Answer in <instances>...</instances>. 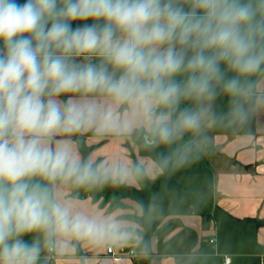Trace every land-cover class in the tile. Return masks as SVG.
Listing matches in <instances>:
<instances>
[{"label": "clouds", "instance_id": "obj_1", "mask_svg": "<svg viewBox=\"0 0 264 264\" xmlns=\"http://www.w3.org/2000/svg\"><path fill=\"white\" fill-rule=\"evenodd\" d=\"M221 96L225 114L213 111ZM260 108L264 0H0V264H37L68 238L127 239L116 221L58 199L57 183L181 167L205 126ZM138 128L176 149L147 167L97 164L71 140Z\"/></svg>", "mask_w": 264, "mask_h": 264}, {"label": "crops", "instance_id": "obj_2", "mask_svg": "<svg viewBox=\"0 0 264 264\" xmlns=\"http://www.w3.org/2000/svg\"><path fill=\"white\" fill-rule=\"evenodd\" d=\"M252 113L251 121L243 124L221 120L218 132L203 140L200 150L209 152L212 147L213 151L207 165L172 166L179 187L151 193L146 241L136 220L142 212L136 201L124 198L113 208L108 204L99 207L89 197H72L70 183L58 182L54 190L58 199L72 201L89 215L114 220L130 235L98 242L68 238L63 247H51L54 260H45L48 248L41 252L37 264H223V255L231 257L229 264H258L264 243V108ZM132 132L114 136L84 131L72 135L71 140L81 159L97 164L114 160L129 165L144 162L146 167L154 164L150 157L139 154ZM159 173L144 172L150 181ZM123 184L141 187L138 178ZM224 229L228 237L239 236L240 241L225 246L220 240ZM244 232L251 233L247 240L240 236ZM211 238L214 241L209 243ZM109 245L117 253L132 249L137 256L124 255L114 261L106 252Z\"/></svg>", "mask_w": 264, "mask_h": 264}, {"label": "trees", "instance_id": "obj_3", "mask_svg": "<svg viewBox=\"0 0 264 264\" xmlns=\"http://www.w3.org/2000/svg\"><path fill=\"white\" fill-rule=\"evenodd\" d=\"M131 137L137 141L139 154L150 157L155 163H159L166 155L172 154L177 147L175 144H157L150 133L144 130H134ZM134 164L136 163L133 162ZM138 180L141 184L139 189L123 183L82 187L70 184L71 196L77 198L89 197L99 207H104L108 204L111 208L124 198L136 201L142 211L136 220L143 228V239L146 241L148 240L147 229L149 226L151 193L159 190H176L179 186L173 178L171 165L161 171L153 181L148 180L144 173L138 177Z\"/></svg>", "mask_w": 264, "mask_h": 264}, {"label": "rangeland", "instance_id": "obj_4", "mask_svg": "<svg viewBox=\"0 0 264 264\" xmlns=\"http://www.w3.org/2000/svg\"><path fill=\"white\" fill-rule=\"evenodd\" d=\"M74 26H75V24H74ZM227 110H228V101H227V98H225V97H223V96H221V97H218L217 99H216V101L214 102V104H213V111L215 112V113H217V114H225L226 112H227ZM252 117H253V113H252V115L250 116V118H249V120H248V122H250L251 121V119H252ZM220 121L221 120H218L216 123H213V126H212V128H210V126H205L201 131H200V133L195 137V140H196V142H197V147H196V149H195V158L190 162V163H200V162H202V164H206L207 165V163H208V159L210 158V156L212 155V147H208V149L210 150L209 152H205V151H202V150H200V145H205V143H204V141L203 140H205V139H209L210 138V136H213V133H217L218 132V130H219V126H220ZM193 139V137H192V135L191 134H187L184 138H183V140L181 141V143H183V142H187V141H190V140H192ZM201 142H203V143H201ZM201 143V144H200ZM177 146V145H176ZM207 146H208V144H207ZM137 148H138V146H137ZM138 151H139V149H138ZM153 160V159H152ZM190 163H188V164H190ZM182 167V166H181ZM206 167H208V166H206ZM207 178L208 179H210L211 180V176L210 175H208L207 176ZM205 183H203L202 185H204ZM207 187H209V184H207V186L206 187H204V188H207ZM140 225V224H139ZM141 226V225H140ZM142 227V226H141ZM231 231V230H230ZM223 236H220V240L223 242V244L225 245V246H228V245H232V244H234V243H238L239 241H240V237L239 236H234V238H232V237H228V235H229V232H228V230L227 229H224L223 230ZM249 234H251V233H248L247 234V232H244V233H240V236L242 237V238H244V239H248L249 238V236H251V235H249ZM52 252V251H51ZM50 251H49V249H48V251H47V254L46 255H44V258H46V256L48 255V253H51ZM54 257H56V256H54ZM46 260V259H45ZM51 260H53V259H50L49 261H51ZM47 261V260H46ZM48 261V262H49Z\"/></svg>", "mask_w": 264, "mask_h": 264}, {"label": "built area", "instance_id": "obj_5", "mask_svg": "<svg viewBox=\"0 0 264 264\" xmlns=\"http://www.w3.org/2000/svg\"><path fill=\"white\" fill-rule=\"evenodd\" d=\"M214 240L213 238L209 239V243H212ZM49 251H52V248H49ZM106 252L107 254L112 258V260L114 261H119L123 258V256L125 255V257H135L137 256V254L135 253L134 250H128L126 252L121 251L119 253H117L115 251V249L113 248V246H107L106 247ZM50 259H55L54 255L52 253H48V255L46 256V260L49 261ZM222 261L223 264H229L231 261V257L229 255H223L222 256ZM258 264H264V243L261 246V250L258 254Z\"/></svg>", "mask_w": 264, "mask_h": 264}]
</instances>
